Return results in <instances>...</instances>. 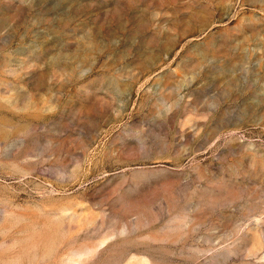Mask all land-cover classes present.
Masks as SVG:
<instances>
[{"label": "rangeland", "instance_id": "374dc122", "mask_svg": "<svg viewBox=\"0 0 264 264\" xmlns=\"http://www.w3.org/2000/svg\"><path fill=\"white\" fill-rule=\"evenodd\" d=\"M0 264H264V0H0Z\"/></svg>", "mask_w": 264, "mask_h": 264}]
</instances>
